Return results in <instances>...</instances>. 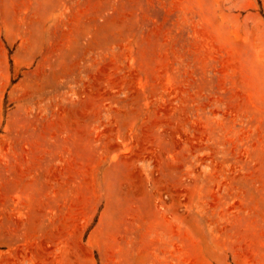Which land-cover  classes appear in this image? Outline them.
Segmentation results:
<instances>
[{
	"label": "rangeland",
	"instance_id": "rangeland-1",
	"mask_svg": "<svg viewBox=\"0 0 264 264\" xmlns=\"http://www.w3.org/2000/svg\"><path fill=\"white\" fill-rule=\"evenodd\" d=\"M0 264H264V0H0Z\"/></svg>",
	"mask_w": 264,
	"mask_h": 264
}]
</instances>
